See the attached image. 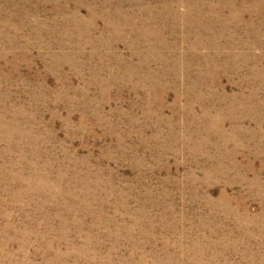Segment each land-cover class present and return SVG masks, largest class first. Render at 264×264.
Listing matches in <instances>:
<instances>
[{
	"label": "rangeland",
	"instance_id": "rangeland-1",
	"mask_svg": "<svg viewBox=\"0 0 264 264\" xmlns=\"http://www.w3.org/2000/svg\"><path fill=\"white\" fill-rule=\"evenodd\" d=\"M0 264H264V0H0Z\"/></svg>",
	"mask_w": 264,
	"mask_h": 264
}]
</instances>
